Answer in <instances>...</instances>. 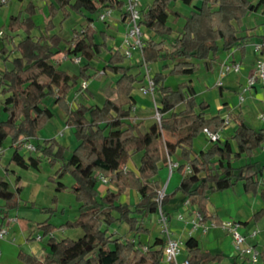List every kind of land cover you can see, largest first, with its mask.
Segmentation results:
<instances>
[{"label":"trees","instance_id":"16d2710c","mask_svg":"<svg viewBox=\"0 0 264 264\" xmlns=\"http://www.w3.org/2000/svg\"><path fill=\"white\" fill-rule=\"evenodd\" d=\"M176 1L189 6L186 13L171 6ZM263 5L264 0H199L197 3L150 0L141 4L139 23L148 37L140 50L141 59L133 64L126 62L123 52L110 43L112 35L106 30V20H102L103 27L92 25L99 12L107 7L118 11L124 21L127 12L123 0H49L44 5L47 17L44 26L36 20L39 12L34 0H28L22 9L8 15V31L18 34L21 30L24 35L14 42L13 35L0 25L1 38L12 42L9 50L2 40L0 50L5 54L4 60L13 50L18 52L10 59V66L4 63L0 70L1 104L6 114L0 119V155L3 142L8 140L13 150L4 174L11 171L15 177L12 189L10 182L0 175L1 223L20 204L21 176L8 168L9 163L24 169H39L43 157L51 166L58 163L50 176L55 189L66 188L58 179L69 172L74 179L71 189L79 202L73 219L55 224L46 217L36 223L41 238L47 237L48 251L39 258L19 248L17 256L25 264H174L164 259V235L154 237L151 242L143 240L149 232L143 220L158 211L167 218L171 212L167 206L177 193L202 213V220L214 219L219 223L221 220L213 217L207 208L210 193L232 188L240 182L244 192L259 193L263 202L252 218L264 217V161L250 160L255 150L264 151V125L255 127L239 112H229L235 123L230 133L224 138H208L206 148L195 150L194 138L204 129L218 135L227 123L220 109L209 115V102L198 99L191 78L201 66L206 71L212 70L222 52L236 48L244 55L247 43L255 35L248 31L258 25L246 26L247 16ZM72 13L82 18L83 24L72 27L73 34L64 38L59 33L60 27L53 31L54 18L60 15L61 25ZM180 17L183 22L179 28L169 23V20L175 23ZM35 27L38 33L32 32ZM103 53L107 56L103 58L101 73L114 75L113 82H108L103 91V101L76 100L71 104L68 93L73 88L90 97L88 87L82 88L80 82L97 76L96 61ZM61 55L81 57L77 72L57 65ZM152 61L161 62L160 68L150 75L157 117L144 125L143 119H132L136 102L132 92L146 83L140 66ZM169 75L187 77L170 85ZM112 93L116 94L115 98L111 97ZM47 97L64 111L65 124L73 130L76 144L67 155L68 146L55 137L32 142V138H37V130L54 115L51 107L43 102ZM27 141L35 145V153L27 148V153L20 150ZM135 152H141L137 171L124 169ZM175 153L180 156L175 169L181 179L159 201L161 186L157 174ZM241 158L245 161L239 163ZM100 175L115 189L108 188L100 195ZM126 188L135 189L139 194L135 204L120 201ZM55 200L54 197L52 201ZM55 207L42 208L54 211ZM119 222L126 223L132 237L110 231ZM61 228H79L82 234L76 238H56L54 231ZM184 247L189 264H205L223 257L203 248L193 235L184 239ZM261 254L260 264H264V251ZM232 264L240 262L233 260Z\"/></svg>","mask_w":264,"mask_h":264},{"label":"rangeland","instance_id":"374dc122","mask_svg":"<svg viewBox=\"0 0 264 264\" xmlns=\"http://www.w3.org/2000/svg\"><path fill=\"white\" fill-rule=\"evenodd\" d=\"M34 1L38 5V12H39L38 16L36 17V20L38 21V23L44 26L46 22L42 20V16H45L44 15L45 14L44 5L49 0L47 1L34 0ZM146 1L147 0H140V6L141 4L144 5ZM198 1L199 0H194V2L196 3ZM27 2L28 0H6L5 4H2L4 2L2 3L0 2L1 4L0 6H5L3 10L10 9L12 13H16L20 9H22L26 5ZM171 6L184 13H186L187 8L189 7L181 3L180 1L173 2ZM263 10H264V5L261 8H259L256 12H253L251 14V18H252L251 20L258 22L260 19H262ZM59 20H60V15H57L54 18L56 28L53 31H57L60 27L61 29L59 30L60 31L59 33L64 38H68L73 34L72 27H80L83 24V19L80 18L75 13H72L66 20L62 22L61 25H59V22H58ZM247 21L249 20L247 19ZM182 22H183V17H180L175 23H172L171 20H169V23L177 28L180 27ZM0 23H1L0 25L3 24L2 30H4L6 33L7 32L10 33V35H13L14 42H17L24 35V33L21 30L17 31L18 34H16V32H9L6 26V22L0 21ZM103 24L104 22L102 20H99L98 18L93 22V26H95L96 28L103 27L104 26ZM142 28L143 30H146L144 26H142ZM259 30H261V28H259ZM38 31L39 29L35 27L32 32L38 33ZM2 40H4L6 46L10 50L12 48V42L9 40L6 41L5 39H2L0 36V42ZM254 43L255 42H252V40H250L247 43L248 52L246 55V59L243 61V63H241L240 71L239 72L230 71L222 77V83L224 87L211 84L209 77L211 76L213 78L215 77L213 70L206 71L201 66L194 73L193 83L195 84L197 91H199L201 96L205 97V99L209 102V110H210L209 115L214 114L218 111V108L216 106L217 105L216 99L219 98L221 94H224V96L227 97L232 107H236L237 109V104L242 103V107L244 106V108H247L251 112H253L252 107L250 106L246 107V106H247L248 101L252 99L251 91L253 92L254 88L251 87L247 91H243L242 90L243 87L241 86H238L237 88L236 77L237 75L243 74L245 72L243 70L244 67L247 66L250 62H254L258 55L260 57V54L255 50ZM1 45H3V41ZM17 54L18 52L16 50H13L11 53H9V58L7 60H4L5 54L2 53V51L0 50V69L3 67V63H5L7 67H9L10 59ZM103 55H104L103 57H100V59L96 61V71H98L96 73L97 76L90 78L91 80L89 82V89L95 95V98L93 99L97 100L99 103H101L102 99H104V97L101 98L100 94L103 93V91H105L109 85L108 77H106L107 74L104 75L101 73V65L103 63V58H106L107 54L103 53ZM221 55L224 56L225 52H222ZM235 55L237 57V60L241 58V53L238 50L235 51ZM139 57L140 58L142 57L141 51L133 50L132 56L131 57L125 56V59H126V62H130L133 64V63L138 62ZM57 65L59 67H64L68 69L69 71L77 72L79 64L73 62L70 58H65V59H62V61L57 62ZM160 65H161L160 61H152V62H149L147 65L144 64L140 66L139 69L141 73H145L146 75L145 82L147 80V73H150L151 75L155 70L160 68ZM186 77L187 76L169 75L167 77V83L170 85H175L177 82L183 79H186ZM246 78H247V75L245 74L244 82L246 81ZM139 87L140 86H137L133 91L134 93L138 95L139 94L142 95V93H140L141 91ZM256 87L258 91H262L264 89V86L260 82L256 83ZM233 89H237V91L234 92ZM88 94L91 95L90 91ZM240 95L244 96L246 101L240 102L239 101ZM150 98L152 101L147 103L146 110L148 111V113L154 115L153 117H157V113L155 112L154 99L152 96ZM2 99H3V95L0 94V119H4L6 115L2 109V104H1ZM71 99H73L74 101L77 100L75 97V94L71 95ZM80 101H85V98L84 97L80 98ZM43 102L46 105L51 107V109L54 111V115L50 117L40 129L37 130V138H32V142L36 143L37 141H41L43 138L55 137L57 141L68 146L65 152V154L67 155L70 149L73 148L74 145L76 144V139H75L73 130L71 127L65 124L64 111L60 107H58V105L53 104L50 97L45 98ZM225 112L226 111H223L224 114H221L222 117L225 116ZM226 114L229 115V113H226ZM258 114L259 112L256 113V117ZM230 120L231 118L229 117L227 125L220 132L219 136L221 138H224L226 135H228V133H230L229 131H231L232 129L230 125V122H231ZM207 141H208V138H205L203 137V135L199 134L198 136L194 138L195 149H199L198 147H206ZM12 150H13V147L10 146L9 141L8 140L4 141L2 144V154L0 155V175H4V178L10 182L11 188L13 189L14 188L13 183H14V178H15L14 174L11 171H9L6 175L4 174L5 173L4 167L6 164H8V160L12 153ZM20 150L25 153L28 152V150L24 146H21ZM32 152L35 153V151H32ZM140 155H141V152H135L132 154L131 159L134 160L135 162H139ZM255 159H258L260 162H263L264 161V151H261V149L255 150L254 156L250 160H255ZM244 161L245 159L241 158L239 160V163H242ZM58 165L59 164L57 163L54 166H51L48 160L44 157L42 158L39 169H35L33 167L24 169L14 163H9L8 165V168L15 169L16 172L21 176L22 189L19 194V197H20L19 206L17 208L11 209L9 212V216L15 218L16 221L11 222L10 227H8L7 233L4 235V238L2 239L12 244V246H14V249L17 248L16 249L17 251L19 248H21L24 251L29 252L31 251L32 246H34L35 244H39L40 247L42 246L41 245L42 243L43 245H45L46 239L41 240V238L38 237L41 234V230H39V228L36 225L38 221H42L46 217H49L48 218L49 221L55 224H59L60 222L65 221L66 219H73L72 217L74 216V214L78 213L79 202L76 200L75 195L71 189V184L74 181L72 175L69 172H65L64 175L60 179H58L66 184V188L60 191L55 189V182L52 178H50L51 175L53 176L54 170L57 168ZM168 171L169 170H165L163 174L161 173L162 174L161 178L157 176L160 179V186H161V189H164V192L166 191L165 189H169L168 191L171 190L172 181L177 176L175 171L171 172L170 175L168 174ZM164 185H166L165 188H164ZM54 197L56 198V200L52 201ZM261 204L263 205V202H261ZM49 206L50 207L56 206L55 210L54 211L50 209L43 210L42 208V207H49ZM0 221H1V217H0ZM117 225H118L117 223L113 224V226L110 228V231H113L114 227H116ZM258 226L261 227L260 232H259V228L254 227L250 229L248 233H250L253 229H258L259 235L263 237L260 242L261 244L259 246H255L260 251L259 257H258L259 262L258 261L252 262L248 260L249 264H257V262L260 264L262 260L261 253L262 251H264V247H263L264 245V219L261 220ZM63 229H65L64 233H63ZM63 229L61 231L58 229L55 230L54 235L56 236V238H61L63 236H69L72 238H76L80 234H82V230L79 228H63ZM126 230L127 229L124 227L120 229L121 233H125V234L127 232ZM248 233H246V235ZM28 236H31V237L28 238ZM246 238L249 241L250 236L247 235ZM39 251H41V248ZM38 255L39 257H42L43 254L42 252H39ZM6 261H7L6 262L7 264H25L17 256V252H15V255L12 254V257L8 258Z\"/></svg>","mask_w":264,"mask_h":264},{"label":"crops","instance_id":"0c3cea01","mask_svg":"<svg viewBox=\"0 0 264 264\" xmlns=\"http://www.w3.org/2000/svg\"><path fill=\"white\" fill-rule=\"evenodd\" d=\"M45 1H47V0H45ZM149 1L150 0H147L146 3ZM5 2H6V0H5ZM5 2L2 4H5ZM4 7L5 6H0V21L1 22L2 21L6 22L8 14L12 13L10 11V9L3 10ZM247 19L249 21H247L245 23L246 26H253V25L258 24L253 30L248 31V32H254L255 33V35L251 39L252 42L257 43L259 41H262L263 32L259 30V28H260L259 25H260L262 19H260L258 22H255V21L251 20L252 19L251 14L249 16H247ZM42 20L46 21L47 17L42 16ZM106 21H107L106 22L107 23L106 30H107V32H109L112 35V38L110 39V43L114 47H117L122 42L124 32L127 28V23L125 20L123 21L121 19L120 13L118 11H114V10H113L111 16ZM92 25H93V23H92ZM147 35H148V33H147ZM263 41H264V39H263ZM1 43H2V41L0 42V46H1ZM235 51H237L236 48H234L231 51L225 52L224 56H222V55L220 56L219 63H217L212 69L214 71L215 77L214 78L212 76L209 77L211 84L216 85L218 68L224 59L230 58V59H236L237 60V57L235 55ZM247 52H248V44L246 45L244 55H241V58L238 59L241 63H243V61L246 59ZM62 59H65L64 55L60 56V58L58 59V62L62 61ZM258 59H259V55L256 57V60L254 62H250L247 66L244 67L243 70L245 72L243 74L237 75V77H236L237 88H238V86H241V87L244 86L245 74L248 75L253 70L254 64ZM3 68H4V63H3V67L0 70H2ZM104 75H106V74H104ZM193 75L194 74L191 75L192 81H193ZM106 77H108V82H113L114 75L112 73H108ZM90 80L91 79L87 80L88 81L87 91L88 92L90 91V94H91V95H89L90 97L86 98L83 95V93L81 94V91H77L78 89L73 88L68 93V100L71 102V104H73V105L75 104L74 100L71 99V95H73V94H75V97L77 100H80V98L84 97L85 102H87V103L98 102L97 100L93 99V98H95V95L89 89ZM221 87H224L223 83H222ZM195 88H196V86H195ZM253 88H254L253 92L250 90L251 94H252V99L250 101L247 100L248 103L246 106V107H249V106L252 107L253 112H251L247 108H244V106L242 107V103L237 104V109H236V107H232L230 105V102L228 101L227 97L224 96V94H221L220 97L216 99V102H217L216 106L218 109H220L219 112L221 114H224L223 111H226L225 114L229 113V112H239L240 116L244 117L245 120L248 123H250L251 125H253L255 127H260V126L264 125V122H262L264 120H261L260 118H258V115L256 117L257 112H261L262 110H264V99H263L264 98V89L262 91H258L256 84L253 86ZM233 90H234V92L237 91V89H233ZM196 91H197V88H196ZM132 93H133V95L135 97V101H136L134 111H132V114H133L132 119H134V120L135 119H143L144 125H147L154 116V115L148 113V111L146 110L147 103L152 101L150 98L151 95L144 94V96H143L142 92H140V93H142V95L141 94L138 95V94L134 93V91ZM100 95H101V98L104 97L103 93H101ZM196 95L199 98L205 99V97L201 96L199 91H197ZM111 97L115 98L116 94L112 93ZM102 101H103V99H102ZM244 101H246V99ZM230 121H231L230 125L233 129L235 126V123L232 119ZM219 134H220V132H219ZM219 134H218V136H219ZM200 135H203V137L208 138L204 132L201 133ZM208 144H209V141H207L206 147L208 146ZM193 147L195 149V142L194 141H193ZM206 147H198V148L202 149V148H206ZM195 150H198V149H195ZM171 159H172V161L179 162L180 156L178 153H175L171 157ZM138 164H139V162H135L134 160H132L130 158L127 161L126 165L128 166V168L133 169L134 171H137ZM168 167H169V162L166 161V163H164L161 166V168L159 169L158 174H157V176H159L161 178L164 171L169 170L168 171L169 175L173 171H175V173L177 175L172 181L171 190L168 191L169 189H165L166 190L165 192H171L174 189V187L179 183V181L181 179V174L175 169V167H173L172 169H169ZM165 187H166V185H164V188ZM108 188L113 189V190L115 189V187L112 184H110L109 182H101L100 181V183H98V190H99L100 195L104 194V192ZM138 199H139V194L137 193V191L135 189H132V188H126L122 192V194L120 195V201L123 203L135 204L138 201ZM185 200H186L185 198L181 197L177 193L174 197H172L170 205L167 206L168 209H170V211H171L167 217V226H168L171 234L175 237L180 238L183 241L188 235H193L198 239L199 244L203 248H206L210 253H212V254H214V253L223 254V257L220 260L209 261L205 264H232L233 260L239 261L240 264H249L248 259L240 258L239 256H237L236 251H235V247H234L233 238H232L231 234L227 230L222 228L220 225H217L214 227L211 226L205 230L201 229V228L192 229L191 228L192 227L191 219L194 217V213L197 209L190 204H186ZM261 202L262 201H261V198L258 195V193L254 194V193L244 192L242 189V184L240 182H238L232 188H226L223 190L214 191V192L210 193L207 208H208L209 213L213 217H217L220 220L229 219V218L239 220L241 223L239 230L242 233L246 234V233H248V231L250 229H252L254 227L259 228V232H260L261 227H259L258 225L261 222V220L264 218L254 220L252 218V214L262 206ZM179 214H181L182 217H179ZM160 215H161V212L158 211L156 213L149 214L148 216H146L144 218L143 224L149 228L148 234L143 237L144 241L151 242L154 239V237H156V236H162V235L165 236V234L162 232L161 227H160V221H159ZM75 216H76V214H74V216L72 218H74ZM5 221H6L5 219L2 221V223L0 221V225H5ZM14 221H16V220H14ZM207 221H210V220H207ZM10 224H11V222L7 224V225H9L8 227H10ZM117 224L118 225L116 227H114L113 231H115L118 234H123L125 237H132L133 236V234L130 232H126V234L121 233V231H120L121 228L124 227L127 229L126 223L119 222ZM62 229H58V230L61 231ZM64 230L65 229H63V233H64ZM259 232L257 233V235L254 238L249 239V242H251L255 246H259L261 244L260 242L263 238L261 235H259ZM54 233H55V231H54ZM30 237L31 236H28V238H30ZM2 238H4V236L0 238V264H7L6 260L8 258L12 257V254L15 255V252H17V250H16L17 248L14 249V246H12V244L6 242V240H3ZM42 239L45 240L46 237H42L41 240ZM41 245L42 246L40 247L39 244H35L34 246H32V249L29 252L34 253L38 257H39L38 253L42 252V254H43L42 257H43L48 251V248L46 245V240H45V245H43V243ZM263 247H264V245H263ZM40 248H41V251H39ZM186 253L187 252L185 249L182 250L180 252V254L178 255V259L181 260L182 258H184L186 256ZM42 257H39V258H42ZM258 262H257V264H259Z\"/></svg>","mask_w":264,"mask_h":264},{"label":"built area","instance_id":"2783aa9c","mask_svg":"<svg viewBox=\"0 0 264 264\" xmlns=\"http://www.w3.org/2000/svg\"><path fill=\"white\" fill-rule=\"evenodd\" d=\"M0 2L1 3L5 2V0H0ZM139 6H140V0H123V8L127 12L125 17L127 28L124 32L122 42L117 47L123 52V54L126 57H131L133 50H141L145 38L148 37L147 31L143 30L142 25L139 23V18H140ZM112 11L113 9L110 7L101 10L98 14V19L107 20L111 16ZM260 28H261L260 31H262L264 34V18L263 21L260 23ZM1 34H2V30L0 29V35ZM254 44H255V50L260 54V57L255 62L253 70L247 75L245 81L246 84L244 83V86H242L243 91H247L248 89L253 87L257 82H260L264 86V41H259ZM64 57L70 58L75 63H78L81 59L79 55H73L70 57L64 55ZM140 59L141 58L139 57V60ZM240 69H241V62L239 60L230 59V58L224 59L218 68L216 85L219 86L222 85V77L226 75L228 72L230 71L239 72ZM87 84H88L87 80H82L80 82V86L82 88L87 87ZM139 89L143 94H149L152 96L153 82L151 80L150 73H147L146 83L140 86ZM244 100L245 97L240 95L239 101L243 102ZM258 117L264 120V110L259 112ZM223 118L225 120V123H228L229 115L225 114ZM204 132L210 140L216 139L218 137L217 134L211 133L208 129H204ZM24 146L28 150H32V151L35 150V145L30 141L25 142ZM168 162L170 169L178 165L177 161L168 160ZM127 168L128 166L125 165L124 169ZM186 170L189 171L190 168L186 166ZM99 179L101 182H107L106 177L102 175L99 176ZM163 194H164V189H160L157 197L159 201L163 196ZM185 203L189 204L187 199L185 200ZM179 217H182L181 214H179ZM14 220L15 218L9 216L6 218L5 225H0V238L7 233L8 231L7 224ZM159 221H160L161 230L165 234V238H166L165 244L163 246L164 259L166 261L172 260L174 264H189V260L186 256L181 260L178 259V255L180 254V252L185 249L184 241L171 234L167 226V218L162 213L160 215ZM191 224H192L191 227L192 229L202 228L204 230L211 226L214 227L220 225L222 228H224L231 234L237 256H239L240 258H246L252 262L258 261L260 251L255 247L254 244L249 242L246 238L247 235L250 236V238H254L257 235L258 229H253L250 233L246 235L245 233H242L239 230V227L241 226L239 220L229 218V219H223L219 223H217L214 219L210 221H204L202 220V213L199 210L195 211L194 217L191 219ZM38 237L40 238L41 236L39 235Z\"/></svg>","mask_w":264,"mask_h":264}]
</instances>
